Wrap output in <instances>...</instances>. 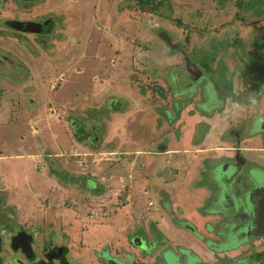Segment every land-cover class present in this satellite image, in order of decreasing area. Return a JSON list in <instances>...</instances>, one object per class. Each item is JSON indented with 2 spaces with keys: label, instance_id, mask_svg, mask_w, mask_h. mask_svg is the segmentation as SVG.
Wrapping results in <instances>:
<instances>
[{
  "label": "rangeland",
  "instance_id": "rangeland-1",
  "mask_svg": "<svg viewBox=\"0 0 264 264\" xmlns=\"http://www.w3.org/2000/svg\"><path fill=\"white\" fill-rule=\"evenodd\" d=\"M231 1L0 0V155H5L0 159V214L6 216L9 209L15 212L12 215L17 224L34 226L42 221L48 227L66 231L71 237L69 246L79 251L82 241L84 246L88 243V247L96 250L106 246L115 248L135 235L154 238L161 232L160 228L168 233L170 226L165 224V219H158L161 209L158 196L152 191L148 196L155 203L152 208L156 214L149 212L145 197L139 198L142 193L134 194L133 203L130 199L122 203L123 209H116L119 206L103 204L119 203L120 198L111 194L110 202L104 199L105 194L93 196L77 190L80 181L75 182L69 176L89 174L79 169H89L87 163L92 165L113 158L109 152H116L117 160L126 159L124 164L133 167L134 185L141 181L145 187L152 186L153 180L162 182L166 170L198 168L199 158L205 153L197 151V145H192L189 153L181 154L179 160L170 162L171 167L167 165L169 153L162 154L159 147L162 143L166 145L165 151L178 149L179 142L173 136L177 140L180 136L188 137L194 119L189 118L188 124L182 122L179 130L175 127L177 131L165 125L160 128L157 116L162 119L161 110L168 107L166 96L157 93L140 96L139 90L136 94L137 78L133 76L141 73L138 81L142 87L146 91L154 87V91L160 92L157 85L166 86L162 81L166 77L162 76L168 74V54L172 53L165 47L164 36L171 39L174 35L182 41L181 35L187 36L186 26H207L206 30L213 29L215 36L206 35L209 38L203 42L195 36L189 37L190 51H186V56L206 63L208 81L218 87L220 75H230L228 70H222V63L219 66L216 62V70L212 66L217 55L223 57L226 50L225 26L230 30L228 24L235 13ZM7 19L52 20L49 23L52 25L48 32L21 33L8 27ZM199 35L202 40L205 33L200 31ZM231 35L233 38L234 34ZM256 54H253L255 59ZM180 60L176 55V62ZM252 70L258 72L255 73L259 80L264 64L252 63ZM170 75L173 78L175 73L171 71ZM173 82L168 91L175 94L179 87L176 78ZM258 83L255 82V96ZM212 90L215 94L201 103L207 111H211L219 97L215 88ZM109 98L117 99H112V107ZM123 98L125 101L121 102ZM16 117L18 120L14 121ZM23 120L46 137L47 143L40 146V154L47 159L43 161L45 176L28 158L39 151V142L21 138L30 132ZM254 125L262 127L255 122ZM78 131L83 141L74 138ZM97 138L99 143L92 146ZM14 153L24 154L25 158H12ZM90 180L88 185L95 188V181ZM65 181L73 184V188L66 186ZM91 198L97 205L90 202ZM113 213L119 214L116 217ZM157 221H161L160 226ZM178 226L177 222L173 225ZM142 241L134 245L144 249Z\"/></svg>",
  "mask_w": 264,
  "mask_h": 264
},
{
  "label": "flooded vegetation",
  "instance_id": "flooded-vegetation-1",
  "mask_svg": "<svg viewBox=\"0 0 264 264\" xmlns=\"http://www.w3.org/2000/svg\"><path fill=\"white\" fill-rule=\"evenodd\" d=\"M232 1L235 13L229 22L230 24H228L231 26L230 30L229 27L225 26V33L228 36L226 38V50L223 51V53L225 52L223 57L220 54L217 55V60H214L212 66V69L216 70V62L218 61L219 66L222 63V70H228L227 73H230L231 77L230 75L229 77H223L220 73V79H217L220 82L216 87V84L214 85L213 82L211 84V81H208L209 78L206 74V70L209 68L208 65L188 59L186 56L188 52L186 51H190V47H188L191 43L189 37L193 39V36H195L203 42L209 38L206 35L210 36V34L216 32L213 29L207 31V26L204 28L186 26L187 36H185L186 34L181 35L183 42L178 41L179 39H176L174 35H171L170 43L164 41V43H167L165 47L172 52L168 54V57H170L167 60L169 61L167 68L171 70L169 69L168 74L162 76L167 79H164L166 81L162 80L164 84L166 82V86L157 85L160 92L154 91V87L146 91L138 81L141 73L135 74L133 78H137L134 81L136 94L139 90L140 96L149 93H153V96L157 94L166 96L165 101L168 107L161 110L162 119L157 116V124L159 127L165 125L168 129L171 127L173 131L181 128V115H178L177 110L182 107L184 101L186 103L187 98L189 99L192 96L194 89L202 83V88L199 91L203 93V97L200 100H204L206 90L210 94L209 97H211L215 94L212 90L215 88L219 96L218 101L212 104L211 111L207 113L212 112L214 114V120L210 121L211 132L215 133L213 128H216L220 134V138L214 141L217 144L216 151L221 154L218 156L216 164L220 165L221 163L223 167L227 165L229 167L239 166L251 176L258 173V178L252 179L255 188L253 206L256 211V218L248 222L245 231L241 230L238 234H235L232 229L228 228L229 230L227 229L225 233H223V229L220 236H216V232L209 233L207 231L210 226L216 229L217 225L216 223L213 225L214 221H207L200 228L198 227L199 225L192 217L195 216V209L201 203V183H206V181H202V179L194 180L186 168L183 175L187 178L186 182L191 183L187 190L190 201H187V205L192 210L185 211L180 205L174 207L171 192L158 190V196L165 192L166 198H169L166 199L167 201L164 198V200L158 199L159 209L163 210V212L159 211L158 219L162 221L165 219V224L169 225L170 228L168 233L163 232L160 228L162 233L159 232L154 238H148V236L142 238L140 236V241L142 239L144 242L146 241L144 249L134 245L132 239L137 236L135 235L130 238L131 241H127V244L138 248L137 252L131 249L127 250V246L123 242H120L115 248L106 246L104 249L101 247L95 250V248L88 247V243H86L87 247L84 246L85 243L82 241L79 243L81 252L79 249L73 250L68 244L71 237L66 231H58L56 228L48 227L42 221L34 226L17 224L15 216L12 215L15 212L8 209L6 216L0 214L1 264H158L162 263V253L176 254L180 250L186 251V253L178 255L177 258V254L173 256V259L179 264H187L190 256L194 257V260L199 264H264V70L261 72L259 80L256 75L258 72L252 70V63L254 65L260 62L264 64V0ZM207 19L209 18L207 17ZM34 22L40 25H49L52 20H5L8 27L21 33H29L26 27ZM181 26L175 28L181 29ZM47 28H50V26L45 27V29ZM200 31L205 33L202 40L199 35ZM231 33L234 34L233 38ZM212 35L215 36V34ZM229 35H231V41L228 40ZM253 54L257 55V59L254 58ZM176 55L181 57L179 62H176ZM188 61L194 62L202 71L203 75L199 79L195 80L191 71L193 68L188 64ZM244 66H246V69H244ZM171 71L175 73L173 78H170ZM121 73L123 74L122 70ZM222 73L224 74V71ZM196 74H199V71H196ZM174 78H176V84L179 87L177 91L181 92L179 95L185 97L175 98L172 95L173 91L171 93L168 91L172 89L170 84L174 85ZM258 81L259 90L257 96H255L257 88L255 82ZM136 85H139V87ZM167 91L168 93H166ZM118 92L121 93V91ZM112 99L109 98L111 104H108L110 107L113 106ZM178 99H180V102L175 105V101ZM124 101L125 98L121 102ZM254 122L262 127H256ZM173 139L177 142L181 140H177L175 136H173ZM196 145L199 152L206 154L208 151H213L212 148L207 147L209 145L207 138L200 137ZM165 146V144H160V152L166 150ZM180 155L177 154V156ZM204 161L206 166L209 165L210 162L207 158H204ZM173 170L176 173L178 171L177 169ZM169 187H172L171 189L176 192L178 191L176 186L170 185ZM198 189L199 191H197ZM174 195L176 194L174 193ZM193 199H195V202H193ZM176 222L179 226L173 227ZM157 224L160 226L161 221H157ZM181 231L184 232L183 235L180 234ZM157 260L161 261L157 262Z\"/></svg>",
  "mask_w": 264,
  "mask_h": 264
},
{
  "label": "water",
  "instance_id": "water-1",
  "mask_svg": "<svg viewBox=\"0 0 264 264\" xmlns=\"http://www.w3.org/2000/svg\"><path fill=\"white\" fill-rule=\"evenodd\" d=\"M48 26L50 25H40L34 22L30 23L26 27V30H28V32L44 33L49 31L50 28L45 29V27ZM164 38L166 42H171V39H169L166 35ZM188 64L191 68H193L191 71L195 80L199 79V77L203 75L202 71H200L194 62L188 61ZM196 71H199L200 75L196 74ZM207 73L208 72L206 70V74ZM201 84L202 83L194 89L192 96L189 99L187 98L186 103L184 101L182 107L177 110L178 115H181L182 122L188 124L189 118L194 119L188 137L184 134L185 136H180L179 138L181 140L188 138V141L195 146L200 137L209 139V137L213 135L211 132L212 127L210 125V121L214 120V114L212 112L208 114L204 105L201 104L206 98H209L210 94H208L206 90L204 100H200V98L203 97V93L199 91L200 88H202ZM180 93L181 92L177 91L175 94L173 92L172 95H174L175 98L185 97L179 95ZM179 102L180 99L176 100L175 105ZM181 112L183 113L181 114ZM213 129L215 131V139H219V130H216V128ZM180 131L182 132V129ZM210 145L215 153L209 154L208 151L205 154V157L199 159L198 168L194 171L191 168L189 172L194 180L202 179V181H206V183H201V203L200 206L195 209V216L192 218L196 224L199 225H197L199 228L207 221H214L213 225L216 223V229L210 226L207 228V231L209 233L216 232V236H220L223 229V233H225L228 228L232 229L233 233L238 234L241 230L245 231L246 225L251 219L256 218V211L253 206L255 188L253 186L252 179L258 178V173H254L251 176L248 175L246 171H243L239 166L229 167V165H227L226 167H223L221 163L220 165H217L216 160L221 154H218L219 151L214 150L217 145L215 142ZM204 158L209 160V165L206 166ZM139 238L141 237L135 236V238L132 239L133 243H140L141 241ZM142 242L145 247V242ZM185 253L186 251L181 250L179 253L176 252L177 255L170 252L162 253V263L160 262L158 264H179L173 259V256L176 255L177 258L178 255H184ZM158 261L161 260H157V262ZM1 263L2 258L0 257V264ZM187 264L199 263L194 260V257L190 256Z\"/></svg>",
  "mask_w": 264,
  "mask_h": 264
},
{
  "label": "crops",
  "instance_id": "crops-1",
  "mask_svg": "<svg viewBox=\"0 0 264 264\" xmlns=\"http://www.w3.org/2000/svg\"><path fill=\"white\" fill-rule=\"evenodd\" d=\"M108 89H111V86ZM117 91H121V90H117ZM102 119L103 118L101 116L99 122ZM13 120L17 121L18 117L14 118ZM23 122H24V125L28 128V130L30 129V132H27L25 135H22L21 138L25 139V140L34 139L35 142H39L38 143V146H39L38 152L39 153L37 152L38 154L36 153V154L29 155L28 158H30L34 161V163L37 165V170L44 175V174H46V168L44 167V162H46L47 159L45 158L46 155L40 154V150H41L40 146L42 144L45 145L47 143L46 137L44 135H41V131L37 130V128H35V126H32L31 124H29V121L23 120ZM8 123L14 124V122H11V121H8ZM104 127H107V124H105ZM100 128H102V126H100ZM79 134H80L79 131L77 133H74V135L76 136L74 138H76L77 141H83V138L80 137ZM212 134L213 135L210 136L208 139L209 145L215 141V133H212ZM99 139L100 138L93 140V141H96V143L92 142V144H93L92 146L98 144L100 141ZM70 144H71V142H70ZM140 145H142L141 141H140ZM209 145L207 147L211 146V145L210 146ZM191 146H192V144L190 143V141H188V138H184V139L179 141L178 149L175 148V150L170 149L169 151L162 152V154L163 153H165V154L169 153V155H170V156H168V159H167V165H169V167H171L170 162H174V160L180 159V157L177 156V154H184L183 151L189 153ZM211 150H213V148ZM214 150H216V149H214ZM93 152H95V151H93ZM108 154L113 155V158L107 157V158H105L104 162L94 163L92 165H89L87 163L86 165L89 166V169H87V167H85L86 169H83V168L79 169L80 171H86V172L89 171V174L87 173V174H78V175L69 176V178L74 180L75 182L80 181V182H78V186L74 185V186H77V190L80 189V190L86 192L87 194H90L93 196H95V195H102L103 196L105 194L104 199H109V201L112 200L110 198L111 194L113 196H117V199L120 198V201L122 200L121 202L115 203L113 201L112 202L110 201L111 203L105 202L103 204V205L108 206V207L119 206V207H114L116 209H123V207L121 206L122 203L125 201H129L130 199L132 200L131 203H133L134 202V200H133L134 194L135 193H140V194L142 193V195H140L139 198L145 197L148 200L147 205L149 206V209H151L149 212L152 214H156V210L154 208H152L153 206H155V203L153 200L150 199L148 194L152 191V194L154 193L155 196L156 195L158 196V193H159L158 190L159 191L164 190L166 192L168 190L171 192V196H172L171 200L173 202L174 207L176 205H180V207L183 208L185 211L192 210L187 205V203H188L187 201H189V198H188L189 194H188L187 190L190 187L191 183L186 182L187 178L183 175V172L185 169H182L181 171L177 169L178 170L177 173L174 170L173 171L166 170V175H162V179H164V180H162V182L160 181L161 179L160 180H153V182L151 183L152 186H149V187H145L143 185V182H141V181L140 182L137 181L136 184L134 185L135 177L133 176V172H132L133 167L129 168V166H128L129 164L128 165L124 164L127 161L126 159H118L117 160V157H115V155L117 154L116 152H109ZM56 156H59V155H56ZM3 158H5V155H0V159H3ZM12 158L22 160L23 158H25V156H24V154H19V153L15 154L14 153ZM111 159H113V160L111 161ZM123 160H126V161L124 162ZM111 162H113V163H111ZM82 164L85 165L84 163H82ZM82 164H81V166H83ZM125 165H126V167H125ZM134 165H135V162H134ZM90 166L93 168L90 169L91 168ZM139 166H141L143 168L142 162H140ZM123 168H125V169H123ZM187 170L189 173L190 169L187 168ZM107 172L110 175H106ZM172 172H175V173L172 174ZM181 172H182V174H180ZM26 175H28L27 172H26ZM129 175H131L130 178H129ZM76 176H77V179H75ZM90 179L95 181V188L90 187L88 185V182L91 181ZM65 182H68V183H66V186L73 188V186H72L73 184H71L69 181H65ZM115 182H117V186H115ZM140 183L142 185H140ZM56 185H57V183H56ZM170 185L176 186L178 191L176 192L175 190L171 189L172 187H169ZM123 186H125V187H123ZM5 187L6 186H3V188H5ZM58 188H60V187H58ZM173 191L176 195H174V193H172ZM197 191H199V189ZM110 192H112V193H110ZM121 193H122V196L120 195ZM165 195H166L165 192H162L158 196V199H161V200L169 199V198H166ZM106 196H108V197H106ZM91 201H93V202H91ZM90 202L93 203L94 205L95 204L97 205V202H95L94 198H91ZM193 202H195V199H193ZM113 203H115V204H113ZM128 206H126L124 208V210L127 209ZM118 214L119 213H117L116 215H118ZM141 219H143V218H141ZM183 233H184L183 231L180 232L181 235H183ZM125 245L126 246L128 245L127 241L125 242ZM126 249L127 250L131 249L135 252L138 251V248H135L133 246H130Z\"/></svg>",
  "mask_w": 264,
  "mask_h": 264
},
{
  "label": "built area",
  "instance_id": "built-area-1",
  "mask_svg": "<svg viewBox=\"0 0 264 264\" xmlns=\"http://www.w3.org/2000/svg\"><path fill=\"white\" fill-rule=\"evenodd\" d=\"M131 177V175H129V178ZM123 187H125V186H123ZM151 203V202H150Z\"/></svg>",
  "mask_w": 264,
  "mask_h": 264
},
{
  "label": "trees",
  "instance_id": "trees-1",
  "mask_svg": "<svg viewBox=\"0 0 264 264\" xmlns=\"http://www.w3.org/2000/svg\"><path fill=\"white\" fill-rule=\"evenodd\" d=\"M142 1V0H141ZM142 5H144V1L142 2Z\"/></svg>",
  "mask_w": 264,
  "mask_h": 264
}]
</instances>
